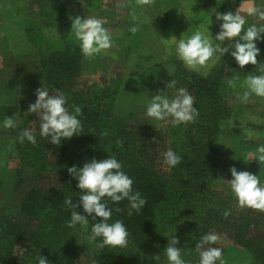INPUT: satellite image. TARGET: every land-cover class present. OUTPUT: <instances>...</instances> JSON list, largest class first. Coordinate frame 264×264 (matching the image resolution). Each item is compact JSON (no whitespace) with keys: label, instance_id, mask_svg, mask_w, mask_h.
Wrapping results in <instances>:
<instances>
[{"label":"trees","instance_id":"16d2710c","mask_svg":"<svg viewBox=\"0 0 264 264\" xmlns=\"http://www.w3.org/2000/svg\"><path fill=\"white\" fill-rule=\"evenodd\" d=\"M31 1L37 6V16L32 17L33 25L28 26L36 34L43 19L49 24L63 21L55 9L56 0L44 2L49 5L52 1L51 7L43 6L40 0ZM99 1L90 0L92 5ZM221 23L215 24L214 29ZM251 25L260 27L250 21L245 23L244 30ZM261 41L264 34L254 43L259 47ZM228 43L224 44L230 51L219 57L220 68L231 59L233 44ZM53 52L54 56L42 61L44 86L52 94L57 91L64 94L69 113L75 114L74 106L81 108L82 114L77 118L82 131L62 140L60 145L51 144L50 137H42L40 133H33L35 144L26 139L17 142L13 157L20 162V172L27 171L33 182L16 212L9 214L0 207V264H38L39 255L46 257L50 264H77L83 225L68 227L71 210L64 200L71 197L77 203L82 193L77 188L78 181L67 169L75 165L79 171L93 158L102 161L109 157L121 163V170L133 180V191L139 192L147 203L140 212L134 211L129 216L127 200L114 203L104 198L103 202L112 210L109 223L123 221L129 233L128 245L100 249L96 247L101 242L98 237L92 241L93 250L87 255L86 264H169L164 250L174 236L179 240L176 247L181 250V258L191 264L189 255L195 256L199 238L213 231L225 232L235 245L248 252L252 263L264 264V212L236 206L234 198L215 200L213 196L211 184L216 166L210 148L219 131L220 108L228 101L218 91L220 75L216 74L215 66L206 76L183 72L178 66L162 82L164 85L175 80L177 83L172 89H187L194 97L193 107L199 115L195 122L160 128L130 125L116 119L112 105L120 79L114 78L102 86L78 85L79 62L73 57L78 49L60 47ZM251 66H244L239 75L225 74L224 77L238 78L235 81L245 86L249 73L264 74L258 69L251 72L254 67ZM169 148L182 160L177 166L164 169L162 153ZM117 208L121 211L117 212ZM77 211L87 215L82 207ZM225 211L229 212L227 219L223 216ZM87 218L89 223L84 227L90 237L92 225L100 222V218ZM157 255L159 259L154 260Z\"/></svg>","mask_w":264,"mask_h":264},{"label":"rangeland","instance_id":"374dc122","mask_svg":"<svg viewBox=\"0 0 264 264\" xmlns=\"http://www.w3.org/2000/svg\"><path fill=\"white\" fill-rule=\"evenodd\" d=\"M45 1L48 3V0L39 2L46 6ZM51 2L47 7L52 6ZM54 5L63 21L49 24L43 19L36 34L28 26L33 25L30 20L37 16V6L33 1L0 0V207L7 209L9 214L16 212L33 182L27 171L20 172V162L13 155L17 152L21 131L28 129L32 133H40L41 121L35 113L28 112V106L35 103L36 89L41 86L45 88L43 58L54 56L53 51L60 47L62 50L69 47L78 49L73 56L79 62L76 78L78 85L93 83L102 86L108 85L114 78L120 79L112 105L113 115L125 123L138 126H173L170 119L157 121L147 117L146 107L158 91L165 90L166 84L162 85V82L171 77L178 66L181 71L201 76L210 74L215 66L216 74L220 75L218 91L226 95L228 101L226 106L220 108L219 131L210 148L216 166L211 184L214 199L234 198L235 205L239 206L226 183L232 179L229 171L232 167L237 171L257 175L260 185L264 186V162L249 161L247 156L249 152H255L259 146L264 145V97L253 94L245 103L239 97L248 91L247 86L238 84L237 80L234 87L228 85L231 78L225 79V74L239 75L240 71L243 72L232 56L221 68L219 53H214L204 66L189 68L177 55V41L171 39L187 40L199 31L213 45L220 43L221 47H226L225 41L234 44L233 40L222 43L215 40L220 27L214 29L219 21L212 9L218 13L244 15L246 22L251 21L261 27L264 20L258 16H248L246 9L255 5L264 11V0H154L151 5L143 6L137 0H100L93 5L90 0H56ZM76 16L101 19L110 33L112 47L94 57H84L80 42L71 30L72 18ZM137 25L139 31L131 33L129 29ZM258 48L263 50L260 49L258 56L262 57L257 56V59L262 58L264 63V41L259 43ZM226 65H230V68ZM258 67H252L251 72ZM176 91L166 89L169 98L174 97ZM6 117H13L16 127L5 128ZM163 168L167 169V165ZM212 233L220 239L210 247L223 250V264H259L252 263L248 252L235 245L225 232ZM79 243L80 257L77 264H86L93 243L85 233L84 226ZM189 257L191 264H199V252ZM216 264H221V261L217 260Z\"/></svg>","mask_w":264,"mask_h":264},{"label":"clouds","instance_id":"9594fccd","mask_svg":"<svg viewBox=\"0 0 264 264\" xmlns=\"http://www.w3.org/2000/svg\"><path fill=\"white\" fill-rule=\"evenodd\" d=\"M154 0H137L139 5H151ZM123 7L124 5H120ZM217 21H222L220 31L216 34L215 40L223 42L225 40H234L231 46L230 55L234 58L236 64L243 69L246 65L259 66L258 71L264 73V63L257 61L260 49L254 41L261 39L264 34V26L257 27L251 25L244 30L246 18L244 15L227 12L218 13L212 9ZM248 16H258L264 20V11H261L255 5L246 9ZM71 30L75 38L80 42V50L84 57L91 58L96 54L106 51L112 47V39L107 28L103 26L101 19L96 17L81 18L76 16L72 18ZM129 31L135 34L139 31V26H133ZM209 32V31H208ZM243 33V34H241ZM238 37V39H236ZM177 41L176 50L180 60L189 68L204 66L214 55L219 53L223 57L229 53V47H221L220 43L213 45L212 41L197 31L189 39L171 38ZM235 79L228 80L230 87L235 86ZM176 81H168L165 90L158 91L149 101L146 107V116L154 118L157 121L169 120L173 126L195 122L199 112L193 107L194 97L188 93L187 89L179 88L174 97L169 98L166 89L174 88ZM248 91H245L241 97L242 102H247L251 95L264 97V74L253 75L249 73L244 81ZM49 91L41 86L36 89L35 103L29 104L28 112L35 113L40 119V135L50 137V143L60 145L62 140L70 139L78 132L82 131V125L77 118L82 114L79 106H74V113H69L65 107L66 98L63 93L57 91L56 94L49 95ZM5 128L16 127L13 117L5 118ZM106 135V133H105ZM22 143L25 139L36 143V138L31 130H23L19 137ZM155 138H153L154 140ZM117 143H120L119 141ZM163 162L169 167H175L181 163L182 158L177 155L171 148L162 153ZM249 161L255 160L264 162V145L259 146L255 152L247 154ZM121 163L114 157H109L102 161L93 158L86 162L78 171L76 166L68 168L67 171L74 179L78 181L77 188L81 190L79 201L73 203L71 197L64 200V204L70 209V220L68 227L75 228L77 224L87 226L89 223L88 216L92 220L100 218L91 227L90 241H96L99 237L101 242L96 244L97 248L103 249L106 246L124 248L128 245V230L122 220H116L109 223L112 216V210L103 202L104 198H109L114 203L123 200L128 201V215L133 212H140L147 201L142 198L139 192L133 191V180L121 170ZM232 179L226 182L241 207L252 208L264 212V186L260 185L257 175L247 171H237L235 167L229 169ZM224 181V180H223ZM82 207L83 212L87 215H81L78 208ZM117 212L121 209L117 208ZM94 214V215H93ZM229 215L228 211L223 213L225 219ZM217 234L209 233L199 238L195 249L199 252V264H216L221 260L223 250L219 247H210L219 241ZM179 240L174 236L168 241L164 252L169 264H186L181 258V250L176 247ZM38 264H50L46 257L39 255ZM158 260L159 256H154Z\"/></svg>","mask_w":264,"mask_h":264}]
</instances>
